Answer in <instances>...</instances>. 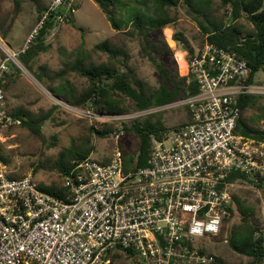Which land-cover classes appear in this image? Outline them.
Masks as SVG:
<instances>
[{
    "label": "built area",
    "instance_id": "1",
    "mask_svg": "<svg viewBox=\"0 0 264 264\" xmlns=\"http://www.w3.org/2000/svg\"><path fill=\"white\" fill-rule=\"evenodd\" d=\"M78 1L50 0L21 49L3 48L0 79L11 71L10 63L21 65L17 55L50 15L62 21ZM185 66L184 75L199 89L184 100L190 120L155 140L147 164L125 168L117 147L108 162L84 158L64 175L70 196L63 200L42 190L31 175L10 176L0 161V264H113L120 257L134 264H222L197 238L221 235L232 188L255 186L242 175L253 181L264 175V143L236 131L238 97L264 96V84L246 82L247 61L209 42ZM52 97L58 106L78 109ZM5 101L0 86V132L21 125ZM154 108L94 116L122 121Z\"/></svg>",
    "mask_w": 264,
    "mask_h": 264
},
{
    "label": "trees",
    "instance_id": "2",
    "mask_svg": "<svg viewBox=\"0 0 264 264\" xmlns=\"http://www.w3.org/2000/svg\"><path fill=\"white\" fill-rule=\"evenodd\" d=\"M95 1L107 16L112 28L118 30L121 28L122 23L125 25L132 24L136 33L142 38L140 43L144 54L157 70L159 84L153 86L138 77L128 64V54L121 47L111 44L108 40H103L95 44L91 51L105 53L107 56L106 61H95L88 54L86 57L91 59L86 62L85 54H80L76 55V59L69 64L70 70L86 76L87 85L84 88L78 90L70 84V81L65 78L67 71L64 67L56 73L57 76L55 75V77L62 80L51 82L46 86L52 94L64 99L71 105L103 115L120 114L129 110L138 111L167 105L185 100L196 94L199 89L193 77L180 75L172 56H169V60L173 62L172 64H169L163 58H157V54L162 53L161 46L147 36L151 30L163 28L174 22L175 17L171 16L169 9L176 7L182 1L193 8L197 15L201 16L199 25L203 32V38L200 47L205 42H209L236 51L247 61L250 68L246 82H252L255 73L264 70V0H219L227 12L228 22L209 18L210 14L205 7H208L210 0H197V7L193 4L195 0H132L131 15L124 20L115 15L114 4L117 0ZM14 5L15 10L19 8L18 0H14ZM44 8L42 6L37 7L40 12ZM77 8L78 4L76 3L74 4V10ZM73 12H68L64 20L72 21ZM240 18H244L249 22L251 28L244 30L243 26L237 22ZM206 21L207 24L204 23ZM55 22L54 15H50L37 36L29 42L23 52L17 55L20 63L33 73L41 83H43V66H39L41 71L35 72L32 63L40 52L47 51L49 48L50 45L45 42V37ZM10 29V25H7L1 31L3 38ZM163 47L165 49L163 52L170 53L171 49L165 41ZM185 48L188 49L187 58H189L193 54V49L187 43ZM10 65L11 67L14 66L13 63H10ZM11 76L12 71H9L0 79V86L3 87L4 91ZM260 99H263V101L259 102ZM238 105L240 116L236 123V131L246 137L255 139L257 142L264 143V129L256 125L259 119L264 118V96L240 95ZM186 107L187 120L176 126L168 127L159 119H154L152 113H149L143 117L129 120L131 123L128 120H122L119 127L104 122L102 128L91 126L89 130L98 137H106L110 133L116 134L123 131L131 132L135 136L134 144L130 154L123 156V163L125 168H137L147 164L152 150L151 138L160 139L162 134L169 129H176L189 122L190 107L187 104ZM250 110L253 113L245 116V113ZM13 115L20 117L21 125H24L32 134L40 135L41 126L48 118L49 113H40L33 116L29 110L18 107L13 111ZM81 143V145L73 143L66 152H61L54 162V166L62 179L74 168L78 161L90 157L94 149L90 139L87 138ZM1 151L0 144V161L6 162L7 160L3 157ZM110 158L109 155H106L100 162H108ZM10 176L15 177L12 174ZM234 176L235 173H232L230 178L233 179ZM242 180L253 182L255 186H261L264 183V175H260L257 181L242 175ZM38 184L42 190L59 199H69L70 194L64 186L63 180L49 184ZM235 208L240 215L239 222L231 226L227 234V245L234 252L249 257L247 264H264V234L260 217L251 205L238 195L233 194V192L231 193L227 213L223 217L220 236L224 234L226 223L234 214ZM203 251L208 252L205 249ZM216 257L222 264H237L227 262L225 258L218 254H216Z\"/></svg>",
    "mask_w": 264,
    "mask_h": 264
},
{
    "label": "rangeland",
    "instance_id": "3",
    "mask_svg": "<svg viewBox=\"0 0 264 264\" xmlns=\"http://www.w3.org/2000/svg\"><path fill=\"white\" fill-rule=\"evenodd\" d=\"M196 1L193 3L195 6L197 5ZM18 2L19 8L15 10L14 0H0V59L4 57L3 48L6 46L1 31L12 23L17 15L19 16L16 23L28 22L32 17V12H37L38 6L44 7L46 0H18ZM77 4L78 8L73 12L72 21L62 20L53 24L45 37V42L50 45L49 48L47 51L40 52L32 63L35 72L41 71L39 66H43V83L39 82L33 73L22 64L19 67L15 64L11 67L12 76L5 89L6 103L9 107L7 110L12 115L18 107L29 110L33 116L49 113L48 118L41 126L40 135L32 134L24 125L11 126L0 132L1 154L7 160L2 163L8 173L15 177L31 175L40 184L63 180L55 168L54 162L61 152H66L73 143L81 145V142L87 138L94 146L90 157L98 161L106 155L111 157L115 147L121 150L123 156L130 154L135 140V136L131 132L123 131L117 133L118 135L110 133L106 137H98L89 130L91 126L102 128L104 122L119 127L120 119L115 117L95 118L94 112L89 109L77 106L75 107L78 109L63 108L54 103L52 95H56L52 94L46 86L51 82L62 80L55 75L63 67L67 71L65 78L70 81L73 87L80 90L87 85L85 75L69 68V64L76 59V55L85 54L86 62L91 59L86 57L88 54L95 61H106L105 53L101 51L94 53L91 49L95 44L108 40L128 54V64L138 77L150 85L157 86L159 84L157 70L144 54L140 43L142 38L136 33L131 23L127 25L122 23L120 29H114L95 0H79ZM114 6L115 15L124 20L131 15L133 2L132 0H117ZM205 9L208 10L210 19L229 21L227 12L219 0H210ZM169 13L175 17L174 22L163 28L151 30L147 36L161 46L162 53L157 54V58H163L172 64L173 62L169 60V56H172L178 73L184 75L188 53L185 44L190 45L195 52L202 43L203 32L199 25L201 16L197 15L193 8L183 1L176 7L170 8ZM237 22L243 26L244 30L251 28V24L244 18L238 19ZM204 23L207 24V21ZM18 27L17 24L14 32L19 31ZM164 41L171 49L170 53L163 52L165 50ZM179 53L181 60L178 59ZM181 63L183 64L182 68L180 67ZM252 82L264 84V70L256 72ZM262 101L263 99L259 100V102ZM135 112L137 111L129 110L120 114H134ZM150 113L154 119H159L168 127L176 126L187 120V107L184 100L154 108ZM252 113V110L247 111L245 116ZM143 116H132L125 120L129 121ZM129 122L131 123V121ZM256 125L264 129V118L259 119ZM171 130L173 129L168 131ZM151 140L153 146L156 139L151 138ZM232 192L253 207L260 217L264 234V183L261 186L241 183L235 185ZM239 216V212L235 208L234 214L226 223V229L222 236L197 238L201 247L222 256L229 263L247 264L249 257L234 252L226 243L227 234L231 226L239 222ZM113 264L134 263L131 258L120 257L116 258Z\"/></svg>",
    "mask_w": 264,
    "mask_h": 264
},
{
    "label": "crops",
    "instance_id": "4",
    "mask_svg": "<svg viewBox=\"0 0 264 264\" xmlns=\"http://www.w3.org/2000/svg\"><path fill=\"white\" fill-rule=\"evenodd\" d=\"M49 1L50 0H46L44 7L47 5V3ZM39 13H40V11L38 9H37V12L36 11L32 12V17L30 18V20L28 22H22L21 24L16 23V21H17L16 19L19 16V15H17L15 17L14 21L12 20V23L9 24L11 29L9 30V32H7V34L5 35L4 38H5L6 47L9 48L12 52H17V51H19V49H21L31 27L35 24V22L38 18L37 14L39 16ZM17 24L19 25V27H18L19 31L14 32L15 26H17ZM5 104H6L7 109H9L6 101H5Z\"/></svg>",
    "mask_w": 264,
    "mask_h": 264
},
{
    "label": "bare ground",
    "instance_id": "5",
    "mask_svg": "<svg viewBox=\"0 0 264 264\" xmlns=\"http://www.w3.org/2000/svg\"><path fill=\"white\" fill-rule=\"evenodd\" d=\"M178 59L181 60L180 53L178 54ZM180 67H181V68L183 67V64H182V63L180 64Z\"/></svg>",
    "mask_w": 264,
    "mask_h": 264
},
{
    "label": "water",
    "instance_id": "6",
    "mask_svg": "<svg viewBox=\"0 0 264 264\" xmlns=\"http://www.w3.org/2000/svg\"><path fill=\"white\" fill-rule=\"evenodd\" d=\"M56 98H58L57 96H55Z\"/></svg>",
    "mask_w": 264,
    "mask_h": 264
}]
</instances>
